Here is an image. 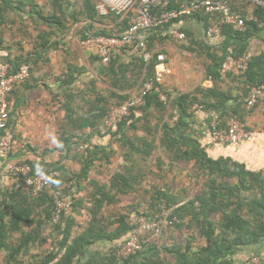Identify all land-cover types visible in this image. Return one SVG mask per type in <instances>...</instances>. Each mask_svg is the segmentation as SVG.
<instances>
[{"label": "trees", "instance_id": "trees-1", "mask_svg": "<svg viewBox=\"0 0 264 264\" xmlns=\"http://www.w3.org/2000/svg\"><path fill=\"white\" fill-rule=\"evenodd\" d=\"M180 1L172 0L169 9L177 7ZM259 1L264 4V0ZM45 3L46 9H43L35 0H0V27L13 25L14 21L8 20L11 12L33 13L41 25L50 26L63 34H66L71 25L80 27L78 36L80 40H84L86 33L108 37L115 33H125L135 21V13H129L125 17L114 14L101 17L96 10V3L91 0H45ZM230 5L234 12L244 18L245 28L235 30L232 27H223L218 36L234 39L242 44L258 38L264 31V6L250 0H232ZM247 6H253V18L248 13ZM159 13V7L151 6L153 16ZM30 17L35 19L34 16ZM208 18L209 15L203 11H196L168 24L140 32V37L147 44V50L156 51L149 63H145L140 51H135L129 62H123L121 55L135 50L134 45L120 47L107 68L102 67L99 58L90 53L91 66L104 80L107 88L99 90L97 80H94L91 88L87 90L78 89L64 93L65 123L69 131L61 135V141L66 157L78 158L81 170L76 173L62 165L48 167L37 161L22 163L29 165L33 174L58 171L59 177L54 178L53 183L60 188L64 197L72 201L73 213L77 215L81 213L84 204V199L77 198V195L90 186L91 190L85 196L91 204L87 209L88 219L81 230L77 228L78 223L73 215L61 218L55 223L54 202L47 193L28 197L21 193L19 186L17 189L3 190L0 192V254L6 253L8 264H13L20 253L27 252L37 241L47 242L42 238L45 227L56 231L55 236L58 239L52 250L38 264H232L230 259L238 250L258 244L264 239V171L248 170L231 158L210 157L207 146L194 136V123L190 114L192 107L197 105L202 111L216 112L222 127L231 118L248 125L247 119L253 110L246 106L252 89L263 92L262 98L254 107H264V52L253 56L243 75L231 73L223 78L219 67L224 59L217 53V49L209 46L210 43L206 41L196 40L193 33L186 28L187 23L195 22L202 26L206 34ZM105 24H112L113 29L109 31L100 27ZM173 30L185 33L187 41L181 49L203 59L204 81L211 78V83L209 86L203 84L193 92L177 95L170 94L163 85L157 86L166 94L167 101L161 100L155 90L146 94L144 106L108 135L114 138V143L122 150L123 163L131 166L125 170L124 165L121 171L115 172L109 190L107 186L89 179L96 163L101 167L110 164L115 151L101 148L93 151L92 139L102 138L98 127L110 108L121 105L128 99L131 90L138 86L140 90L145 82L153 78L159 65L157 54L163 53L168 59L165 47L172 41L170 32ZM54 33L40 32L39 41L48 44L46 40ZM206 36L208 37L207 34ZM246 51L245 48L233 55L239 56ZM42 52L48 53L43 49L37 56H41ZM31 56L32 53L12 59L9 55L3 63L9 64L12 71H16L23 64L31 68ZM74 80L72 78V82ZM63 85L66 89L69 88L70 79ZM168 113L170 121L165 119ZM154 115L158 117L155 128L150 126ZM87 129L91 132L84 139ZM141 130L144 137L141 136L138 141L132 140L129 134ZM157 141L159 148L170 161L193 164L194 177L202 179V190L186 203L166 190H144L148 195V210L138 213L153 220L163 208L170 210V220L177 219V222L169 226L170 230L174 231L173 234L179 232L184 235L188 232L189 238L185 242L181 240L183 243L169 240L170 244L165 242L159 249L153 244L152 236L138 232L142 251L128 260H120L116 253L132 232L127 224L130 211L109 216L103 211L119 206L124 199L139 191L141 177L133 171L140 159L145 160L153 155ZM80 143L85 145L84 151L74 153ZM132 209L138 210L131 206L130 210ZM20 232L23 236L19 245L10 244L11 236ZM199 239L203 243L195 247L193 244ZM103 246L107 250H103ZM151 252L158 254L154 258L146 256ZM162 254L170 257L172 261L162 262Z\"/></svg>", "mask_w": 264, "mask_h": 264}, {"label": "crops", "instance_id": "crops-1", "mask_svg": "<svg viewBox=\"0 0 264 264\" xmlns=\"http://www.w3.org/2000/svg\"><path fill=\"white\" fill-rule=\"evenodd\" d=\"M35 1L40 8L46 9L45 0ZM246 9L251 15L253 6H247ZM30 16H34L35 19L32 20ZM36 18L33 13L11 12L8 14V20H13V25L0 27L2 41L0 44V63L5 62L9 55L12 59L20 55L28 56L30 53L33 55L31 56L32 62L29 79L10 95L9 102L14 113L12 131L15 138V150L9 160L5 158L4 161H0V192L5 190L4 186L10 183V179L5 175V169L9 162L37 161L48 167L62 165L76 173L81 170V163L78 158L66 157V154L62 155L60 152H64L61 135L69 131L65 123L66 112L64 106L66 98L64 97V93L75 92L78 89L87 90L91 88V83L94 80H97L98 86L101 79L91 66L90 52L85 50L87 57H83V53L79 51L78 26L71 25L65 32L66 34H63L50 26L41 25L40 21ZM251 18H253L252 15ZM112 26V24L101 25L104 30L109 31L113 29ZM186 28L193 33L196 40L206 41L210 43L209 46L215 47L217 53L222 56V60L226 55L235 54L236 51H241L245 48L253 55H260L264 52V31L260 33L258 38H253L246 42V44H242L234 39L223 38L221 35L207 37L202 26L195 22L187 23ZM40 32L55 33L46 40L48 44H44V42L39 41ZM171 43L167 44L165 51L168 53L170 65L175 69V63L178 66L182 58L185 57L184 59L188 60L192 54L181 49L184 43L175 44L178 45L176 47L171 46ZM43 49L48 51V53L42 52L41 56H37ZM135 51L133 50L130 53L121 55L123 62H129L133 58L132 56H134ZM36 56L38 59H36ZM182 70L177 75V70L175 69V74L166 79L163 86L169 90L170 94L189 93L195 91L203 84L206 86L210 85L207 82L204 83V78L201 79L202 77L195 76L189 66L184 67ZM72 78L75 79L74 82H72ZM69 79L70 86L66 89V86L64 87L63 84L69 81ZM105 86L107 87L106 84ZM132 91L130 95L136 94L139 91V86ZM194 106L190 110L194 123V136L200 143L207 146V152L210 157L213 159L221 157L231 158L244 165L248 170L255 172L264 171V131H261V127L264 126L263 106H259L257 109L254 107L255 110L247 119V126L256 133L253 142L220 146L212 145L210 142L208 135V112L194 109ZM90 132V129L85 131V133ZM98 148L106 150L116 149L114 138L112 136H102L101 139H92L93 151L98 150ZM39 150L40 152H38ZM115 162L117 160L112 157L108 165L114 167ZM122 162V159L121 161L118 159V163ZM98 165L99 163H96V167L92 170L89 180L107 186L110 190V182L115 172H109L105 165L103 167ZM89 190H91V187L87 186V190L77 195V198L84 199L81 211H85L86 213L83 217L85 221L88 219L87 209L91 206L85 197ZM79 227L80 225L78 224L77 228L81 230ZM105 249L107 248L103 246V250ZM157 254V252H151L147 253L146 256L154 258ZM254 258H264V239L258 244L249 245L238 250L230 261H232V264H249Z\"/></svg>", "mask_w": 264, "mask_h": 264}, {"label": "built area", "instance_id": "built-area-1", "mask_svg": "<svg viewBox=\"0 0 264 264\" xmlns=\"http://www.w3.org/2000/svg\"><path fill=\"white\" fill-rule=\"evenodd\" d=\"M96 3V10L101 17H107L109 14L125 17L129 13H135L133 26L125 33H115L112 36H95L86 33L85 39L81 44L84 49L95 54L103 67H108L115 52L122 46H132L136 51L141 52L142 59L149 63L156 51H148L147 44L140 37V32L168 24L170 21L180 17L189 16L193 12L203 11L209 15V22L206 34L208 36L219 35L221 28L232 27L235 30L245 28L244 18L234 12L230 1L226 0H181L177 7L169 9L172 0H91ZM241 2L245 0H239ZM256 4L264 6L259 0H250ZM151 6L159 7L161 13L157 16L151 14ZM172 42L181 44L187 41L186 35L178 30L170 32ZM253 54L246 51L239 56L228 54L221 62L219 71L222 77L231 73L243 75L253 58ZM159 65L156 67L152 79L144 83L142 88L133 95H130L121 105L111 107L109 113L105 116L98 127V133L101 136H108L111 131L117 130L119 125L132 114L144 106L145 96L155 90L161 100L167 101V96L157 86L164 85L166 79L175 74V69L170 65L167 57L163 53L157 54ZM30 66L21 65L16 71L11 70V66L6 63H0V159L7 158L13 149L14 134L12 131V121L14 113L11 109L9 97L11 93L20 85L25 83L30 77ZM211 83V78L204 83ZM263 96L262 90L252 89L249 92L247 109L251 110L256 106ZM194 109L202 108L195 105ZM209 121V139L212 145H238L250 143L255 140L256 133L245 123L236 119L225 121L224 127L221 126V120L216 112H208ZM77 150H84L82 143L76 146ZM8 172L17 176L19 179V188L23 195L36 197L40 193H47L54 202V222L57 223L61 218H68L73 214L72 201L64 197L60 188H57L53 180L59 177L58 171L32 173L29 165L15 164L8 168ZM163 219L155 218L149 220L144 216L132 214L127 220V224L132 228V232L127 236L125 242L119 247L116 257L120 260H128L138 255L142 251V244L138 232L144 235L157 237L162 231V223L172 225L177 222L176 218L170 220V214L162 216ZM250 264H264V258H254Z\"/></svg>", "mask_w": 264, "mask_h": 264}, {"label": "rangeland", "instance_id": "rangeland-1", "mask_svg": "<svg viewBox=\"0 0 264 264\" xmlns=\"http://www.w3.org/2000/svg\"><path fill=\"white\" fill-rule=\"evenodd\" d=\"M77 0H73V2H76ZM100 26V25H99ZM101 27V26H100ZM80 28V27H79ZM78 28V30H79ZM78 33V31H77ZM80 38V37H79ZM79 51L80 53H83L82 56L83 57H87L85 50L81 44L82 40L79 41ZM172 42V41H171ZM170 42V43H171ZM171 46H178L175 45L174 42L171 43ZM180 46V45H179ZM87 51V50H86ZM89 52V51H87ZM185 58V57H184ZM182 58V60L179 58V60H181V62L178 64L175 63V69L177 70L176 74H180L181 71H183L182 69L184 67L189 66V68L194 72V75L197 77H202L201 79H205V73H204V63H203V59L196 57L195 55H191L190 59H184ZM89 61V60H88ZM98 88L100 90H105L107 87L104 84V80L100 79L99 83H98ZM105 88V89H104ZM164 88L169 91L165 86ZM131 93L133 92L132 90L130 91ZM129 92V94H131ZM257 109V108H256ZM253 111L255 110L252 109ZM169 115L170 113H168L165 116L166 121H170L169 119ZM157 116H153L152 122L150 124L151 127L155 128V125L158 124L157 123ZM143 124V123H142ZM141 125V124H140ZM145 126H143L144 128ZM264 128V126L261 127V130ZM14 134V133H13ZM89 133H85V135L83 136V138L85 139L87 137ZM129 136L131 137L132 140L134 141H138L137 139L140 138L141 136L144 137V133L143 131H137L136 133H132L129 134ZM15 138L13 141V149L11 151V153L9 154V156L6 158L7 160L10 159V157H12V153L15 150ZM85 146V145H83ZM156 150L153 152V155L148 158V159H140L137 164L136 167L134 169V174L139 173L140 175V181H141V187L139 189V191L137 193H135L134 195H130L128 196V198L124 199V202L122 204H120L117 207L114 208H109V209H105L104 213L106 215H119V214H126L127 212H129L128 215V219L130 218V216L132 214H136L138 216H143L141 214H139L138 212H143V211H147L148 210V195H146L144 193V190H148V191H152L153 188L156 189H162V190H166L169 191L171 193H173L176 196H179L180 198H182L181 201H183L184 203H186L188 200L194 198L196 195L201 193L202 190V179L198 178L197 176H195L194 173V169H193V164H186V163H174L172 161H170L168 159L167 156H165V154L161 151V149L159 148V141L156 142ZM84 150H75V153H80L83 152ZM115 154H114V158L115 160H117V162L114 163V167L113 166H107L106 165V169L109 172H116L117 170L121 171L124 167V163H118V159L121 161L122 156H123V152H121L122 150H119L118 147L116 146V149H114ZM40 152V150L38 151ZM63 154H66L65 151H60ZM122 154V155H121ZM5 158L0 159V161H4ZM24 163V161H16V162H9V164L6 167V173L5 175L8 176V178L10 179V183L9 185H5L4 189L5 190H11V189H17L19 186V179L17 178V176H14L13 174H11L10 172H8V168L12 165L15 164H22ZM125 170L128 167H131L130 165H125ZM72 169V168H70ZM17 184V185H16ZM182 204V203H181ZM131 206L133 207H137L138 210H130ZM117 208V209H116ZM80 214H76L73 213L72 215L76 218L77 223L80 225V229L85 226V219L83 218L84 215L86 214L85 211H80ZM170 214V210L167 209H162V211L158 214H156L154 216L155 218H159V219H163L162 216H167ZM71 215V216H72ZM145 218H147L146 216H144ZM170 225L165 224L164 222L162 223V231L159 234V236L157 237H153V244H155L157 246V248H162L164 246L165 242H168L170 244L169 240H173L175 242L183 240V242H185V239L187 240V238H189V234L188 232H186L184 235L181 233H174V231L172 232L169 228ZM56 231H54L51 227H45L43 230V234H42V238L47 242H39L37 241L34 245H32L29 250H27V252H23L20 253L16 259L15 262H13V264H38L40 259H42L46 254H48V252H50L52 250L53 245L56 243L57 241V237L55 236ZM22 233H14L11 236V240H10V244L14 245V246H18L19 245V241L22 239ZM152 238V237H151ZM190 240V239H189ZM182 242V243H183ZM203 243V241H201L200 239L193 244L195 247L198 245H201ZM106 248V247H104ZM107 250V249H105ZM5 252H2L0 254V264H8L9 262L6 261ZM162 262L165 263H169L170 261H172V259H170V257L165 256L164 254L161 255Z\"/></svg>", "mask_w": 264, "mask_h": 264}]
</instances>
